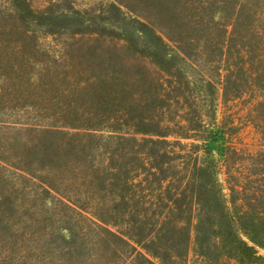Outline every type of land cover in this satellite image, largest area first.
Segmentation results:
<instances>
[{"label": "trees", "instance_id": "1", "mask_svg": "<svg viewBox=\"0 0 264 264\" xmlns=\"http://www.w3.org/2000/svg\"><path fill=\"white\" fill-rule=\"evenodd\" d=\"M76 1L0 0V264H264V0Z\"/></svg>", "mask_w": 264, "mask_h": 264}, {"label": "rangeland", "instance_id": "2", "mask_svg": "<svg viewBox=\"0 0 264 264\" xmlns=\"http://www.w3.org/2000/svg\"><path fill=\"white\" fill-rule=\"evenodd\" d=\"M84 0H77L76 3L80 4ZM144 5H147L149 8L142 9V12L150 18V20H157L158 18L164 19V22L170 24V26H175L174 19L176 18L175 5L176 0H147L144 1ZM153 22V21H152ZM172 23V24H171ZM251 133L245 135L244 141L251 143ZM258 252L264 256V249L261 247L257 248ZM188 264H197L194 259L190 260ZM236 264V263H230Z\"/></svg>", "mask_w": 264, "mask_h": 264}]
</instances>
